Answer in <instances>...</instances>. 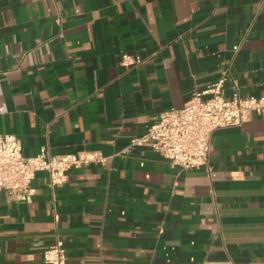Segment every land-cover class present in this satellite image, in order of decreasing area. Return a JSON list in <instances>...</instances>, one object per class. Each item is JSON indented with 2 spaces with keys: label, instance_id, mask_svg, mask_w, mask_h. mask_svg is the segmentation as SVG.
Listing matches in <instances>:
<instances>
[{
  "label": "crops",
  "instance_id": "obj_1",
  "mask_svg": "<svg viewBox=\"0 0 264 264\" xmlns=\"http://www.w3.org/2000/svg\"><path fill=\"white\" fill-rule=\"evenodd\" d=\"M222 76L264 95V0H0V134L105 158L0 191V264H264L263 116L212 133L210 171L128 147Z\"/></svg>",
  "mask_w": 264,
  "mask_h": 264
},
{
  "label": "built area",
  "instance_id": "obj_2",
  "mask_svg": "<svg viewBox=\"0 0 264 264\" xmlns=\"http://www.w3.org/2000/svg\"><path fill=\"white\" fill-rule=\"evenodd\" d=\"M140 59L123 55L121 64L139 63ZM225 77L200 93L194 94L181 108L163 111L146 131L130 139L128 147H149L173 166L182 169L204 167L210 171V137L219 128L238 126L246 122L251 113L264 117V95L227 99L223 86ZM209 95L202 98V95ZM100 153H64L51 155L41 147L34 156H25L22 146L13 134H0V191L4 190L16 200L29 201L34 193L31 182L37 171L47 174L50 187L67 180V171L90 163H101ZM45 264H66V250L57 240L42 255Z\"/></svg>",
  "mask_w": 264,
  "mask_h": 264
}]
</instances>
